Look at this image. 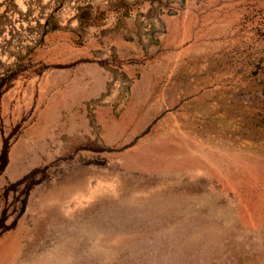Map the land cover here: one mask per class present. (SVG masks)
I'll use <instances>...</instances> for the list:
<instances>
[{"label": "rangeland", "instance_id": "rangeland-1", "mask_svg": "<svg viewBox=\"0 0 264 264\" xmlns=\"http://www.w3.org/2000/svg\"><path fill=\"white\" fill-rule=\"evenodd\" d=\"M105 40L111 80L76 105ZM257 62L264 0H0L6 225L22 186L6 189L41 171L0 264L263 260Z\"/></svg>", "mask_w": 264, "mask_h": 264}, {"label": "crops", "instance_id": "crops-1", "mask_svg": "<svg viewBox=\"0 0 264 264\" xmlns=\"http://www.w3.org/2000/svg\"><path fill=\"white\" fill-rule=\"evenodd\" d=\"M110 40L108 43L112 46L115 42H113V39ZM105 44L102 45L100 42V49L97 50L98 54L93 51L90 57H88V66L90 67L88 69V79L84 77L85 80L80 84L79 94L73 99L74 103L76 101V105L80 106L82 104L80 100L90 101L92 98L95 99L100 96L105 90L106 84L111 80L112 75L109 71H114V66H112L110 61L116 59L118 54L116 56L109 54L107 52L109 45H107L106 40ZM94 45H96V42ZM102 47H106L107 49H103Z\"/></svg>", "mask_w": 264, "mask_h": 264}, {"label": "trees", "instance_id": "trees-1", "mask_svg": "<svg viewBox=\"0 0 264 264\" xmlns=\"http://www.w3.org/2000/svg\"><path fill=\"white\" fill-rule=\"evenodd\" d=\"M260 63L261 62L255 63L253 70L249 74V76L252 77V79H257V76L262 71H264V68L261 67L262 65H260ZM260 69H262V71ZM263 80H264V77H263ZM1 86H3L2 82L0 83V95L3 92V90H1ZM6 165H7V147L4 144L2 146V149L0 150V174L2 173V171L4 170ZM40 172H41L40 169H34L31 172H29L28 174H26L25 176H23L22 178H20L18 181L14 182L10 186H8V188L6 189L7 191H12V190H16L19 186H22V190L20 192L22 197L21 198L19 197L20 198V200H19V211L17 212L16 216L11 220V222L8 225L5 224V221L7 219V215H5V212H3L1 214V216H0V236L3 233H5L6 231L10 230L14 226L17 218H19L23 214L25 206H26V200L28 197V193L33 186H35L39 183V179L37 180V179H35V177Z\"/></svg>", "mask_w": 264, "mask_h": 264}, {"label": "bare ground", "instance_id": "bare-ground-1", "mask_svg": "<svg viewBox=\"0 0 264 264\" xmlns=\"http://www.w3.org/2000/svg\"><path fill=\"white\" fill-rule=\"evenodd\" d=\"M250 264H264V259L260 260L259 262H254V263H250Z\"/></svg>", "mask_w": 264, "mask_h": 264}]
</instances>
